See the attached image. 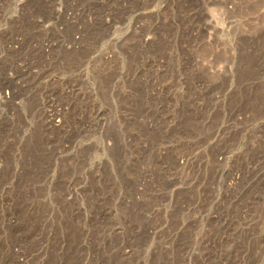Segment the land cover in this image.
I'll list each match as a JSON object with an SVG mask.
<instances>
[{
    "label": "rangeland",
    "instance_id": "obj_1",
    "mask_svg": "<svg viewBox=\"0 0 264 264\" xmlns=\"http://www.w3.org/2000/svg\"><path fill=\"white\" fill-rule=\"evenodd\" d=\"M0 264H264V0H0Z\"/></svg>",
    "mask_w": 264,
    "mask_h": 264
}]
</instances>
